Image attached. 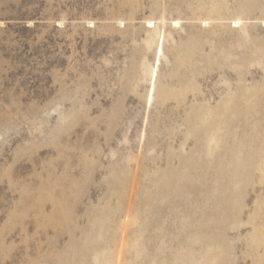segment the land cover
<instances>
[{
	"label": "rangeland",
	"instance_id": "obj_1",
	"mask_svg": "<svg viewBox=\"0 0 264 264\" xmlns=\"http://www.w3.org/2000/svg\"><path fill=\"white\" fill-rule=\"evenodd\" d=\"M0 264H264V0H0Z\"/></svg>",
	"mask_w": 264,
	"mask_h": 264
}]
</instances>
